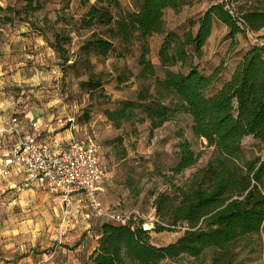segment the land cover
<instances>
[{
  "label": "trees",
  "instance_id": "trees-1",
  "mask_svg": "<svg viewBox=\"0 0 264 264\" xmlns=\"http://www.w3.org/2000/svg\"><path fill=\"white\" fill-rule=\"evenodd\" d=\"M42 1L26 0L21 9L0 6V10L9 12L2 17V24H13L18 17L20 21L29 19L43 8ZM99 1L107 5H91L87 16L80 20L81 29H103L102 36L94 34L80 47V53L86 54L85 65L90 70L91 55L103 59L117 53L122 56L118 44L124 48L138 45L141 76L153 75L149 40L165 33V11L178 10L187 0H136L133 10L122 8L118 0ZM112 5L118 9L117 16L111 11ZM218 23L228 29L225 41L232 54L207 72L197 61L206 55ZM263 29L264 0H220L212 4L182 34H166L158 51L166 71L155 93L141 91L136 99L124 100L106 111L116 128L138 120L149 121L152 130L164 126L176 114L185 113L192 118L193 134L214 147L215 155L186 185L171 180L168 189L157 193L158 222L152 230H145L140 220L126 225L99 223L98 245L90 257L93 264H161L183 257L202 260L207 252H211V264H234L235 250L242 243L256 246L255 240L264 231V154L248 155L243 141L252 137L264 150V45L256 42H264ZM41 32L63 65H78L77 53L73 56L67 48L72 42L69 33L54 30L48 36ZM173 66L180 69L171 70ZM101 83L91 73L82 85L97 89ZM178 149L177 162L170 169L172 176L196 166L200 159L187 139ZM177 227H183L184 232L174 242H152V232Z\"/></svg>",
  "mask_w": 264,
  "mask_h": 264
},
{
  "label": "rangeland",
  "instance_id": "rangeland-1",
  "mask_svg": "<svg viewBox=\"0 0 264 264\" xmlns=\"http://www.w3.org/2000/svg\"><path fill=\"white\" fill-rule=\"evenodd\" d=\"M25 1L0 0V6L21 9ZM118 1L122 8L133 10L136 0ZM219 1L187 0V4L180 9L169 8L165 11V33L155 34L149 40L151 50L148 57L155 67L154 74L150 76H141L143 72L139 64L138 45L124 48L118 44L122 56L117 53L103 59L91 55L90 70L83 62L86 54L80 53L81 45L94 34L102 36L103 29H81L80 20L87 16L91 5H107L103 1L43 0L40 11L25 21H20L18 17L13 24H2V17L9 12L0 10L1 58L8 65L14 66V71L15 66L19 65L22 69L19 75L25 79V83L14 85L11 89L15 107L11 119L17 117L26 125V132L31 131V113L40 109L43 113L40 138L49 142L57 139L95 144L103 171L99 189V199L103 206L120 214L138 209L145 217L158 219L155 210L157 193L168 189L172 181L186 185L192 175L214 157V147L193 134L192 118L185 113L176 114L173 120L152 130L149 121L138 120L116 128L106 116V111L117 108L124 100L136 99L141 91L150 90L155 93L158 80L164 78L166 71L158 56L166 34L170 31L182 34L190 27L191 21L198 19L212 4ZM110 8L117 16V7L112 5ZM54 30L69 33L72 37L67 48L71 55L77 53L80 59L76 67L63 65V60L41 32L51 36ZM226 34V27L216 24L215 34L206 46V55L197 61L202 70L211 72L222 58L230 59L232 52L229 43L225 41ZM169 68L175 71L180 69L179 66ZM90 72L102 81L97 89H88L82 85V82L89 79ZM24 136L25 133L20 132L16 139H23ZM185 139L200 154V159L196 166L172 176L170 169L177 162L178 146ZM15 142L12 138L10 144ZM243 145L248 155L264 154V150L256 145L252 137H246ZM17 177H12L17 182L15 188L7 187L8 181L0 182V217L3 218L0 227V256L14 254L12 248L6 249L7 246L33 244L40 249L67 236L74 238L75 232L82 228H87L85 233L89 231L94 236L99 223L107 221L96 215L81 192H74L65 200L41 188L24 185ZM6 209L9 212H4ZM183 232V227L173 231L152 232V242L166 245L177 240ZM255 245L251 248L242 243L235 250L234 264H264V231L261 238L255 240ZM252 249H255L254 252ZM18 253L22 255L23 252ZM161 264H211V252H207L202 260L183 257Z\"/></svg>",
  "mask_w": 264,
  "mask_h": 264
},
{
  "label": "built area",
  "instance_id": "built-area-1",
  "mask_svg": "<svg viewBox=\"0 0 264 264\" xmlns=\"http://www.w3.org/2000/svg\"><path fill=\"white\" fill-rule=\"evenodd\" d=\"M256 42L264 45L263 41ZM32 128L34 132L28 133L19 147L4 160L3 168L16 167L25 175L26 185L41 188L65 200L74 192H81L96 215L107 221L126 225L140 220L145 230L155 227L158 219L147 218L138 209L120 214L103 206L99 199L103 171L95 144L57 139L44 143L36 134L41 130L40 124L34 122Z\"/></svg>",
  "mask_w": 264,
  "mask_h": 264
},
{
  "label": "crops",
  "instance_id": "crops-1",
  "mask_svg": "<svg viewBox=\"0 0 264 264\" xmlns=\"http://www.w3.org/2000/svg\"><path fill=\"white\" fill-rule=\"evenodd\" d=\"M214 34L215 29L212 37ZM261 34H264V29ZM2 52L3 49L0 44V182L3 180L8 181L7 187L15 188L17 182L12 177L18 176L19 181L22 180L23 184L26 185L25 175L16 167L3 168V162L19 147L27 134L34 132V130L26 132V125L23 121H20L17 117L11 119L12 111L15 110L11 89L14 85L19 86L20 83H25V79H22L19 75V72L22 71L19 65L15 66L14 71V66L3 61V58H1ZM230 68L232 71L234 64H231ZM14 72L17 73L14 74ZM30 117V124L38 122L42 125L43 113L40 109L33 111ZM20 132L25 133V136L23 139L18 140L16 135ZM40 132H36L39 140L48 143L49 141L40 138ZM12 138H14L16 144H10ZM4 212H9V209ZM2 223L3 218L0 217V227ZM86 229L82 228L80 231L75 232L74 238L73 236H67L53 245L49 243L40 249L33 244L29 246L18 245V247L7 246L6 249L12 248L14 254L9 255L6 253V255L0 256V264H93L90 257L98 245L99 235L96 232L94 236L90 235L89 231L85 233ZM2 250H5V248H2ZM18 251L23 252L22 255H17L19 254Z\"/></svg>",
  "mask_w": 264,
  "mask_h": 264
}]
</instances>
